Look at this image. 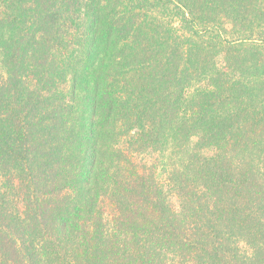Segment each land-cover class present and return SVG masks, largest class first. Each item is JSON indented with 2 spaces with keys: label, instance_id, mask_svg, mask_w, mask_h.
<instances>
[{
  "label": "trees",
  "instance_id": "16d2710c",
  "mask_svg": "<svg viewBox=\"0 0 264 264\" xmlns=\"http://www.w3.org/2000/svg\"><path fill=\"white\" fill-rule=\"evenodd\" d=\"M0 66V264H264V0H0Z\"/></svg>",
  "mask_w": 264,
  "mask_h": 264
},
{
  "label": "rangeland",
  "instance_id": "374dc122",
  "mask_svg": "<svg viewBox=\"0 0 264 264\" xmlns=\"http://www.w3.org/2000/svg\"><path fill=\"white\" fill-rule=\"evenodd\" d=\"M1 71H2V68H1V66H0V74H2ZM2 75H3V74H2ZM2 75H1V76H2ZM65 87H66V86H65ZM68 87H69V85H68ZM68 87H67V88H68ZM139 160H140V158H139Z\"/></svg>",
  "mask_w": 264,
  "mask_h": 264
}]
</instances>
